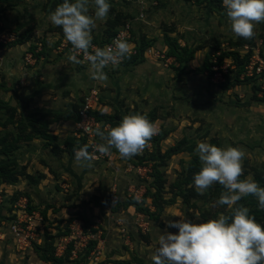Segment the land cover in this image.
Listing matches in <instances>:
<instances>
[{"label":"rangeland","instance_id":"rangeland-1","mask_svg":"<svg viewBox=\"0 0 264 264\" xmlns=\"http://www.w3.org/2000/svg\"><path fill=\"white\" fill-rule=\"evenodd\" d=\"M13 1L0 0V35L11 33L10 41L25 39L12 46L7 45L8 40H0V99L6 103L0 104V122L13 114L12 122L0 125V164L3 160L20 174L28 165L44 170L37 191L30 189L31 180L18 191L43 215L44 228L56 221L53 228L59 233L70 231V225L90 232L95 229V236L104 241L97 264H153L151 255L159 235L178 232L167 228L162 217L176 220L178 215L200 223L227 210V206L216 205L224 191L218 183L204 195L195 190V196L183 197L193 178L186 179L188 161L193 155L199 161L198 142L239 148L245 153L242 167L246 178H252V169L264 177V89L260 87L264 83L248 79L223 90L218 78L195 70L204 60L213 62L222 53L245 56L253 49L264 53V22L255 24L254 38L246 40L231 31L222 0H106L110 11L105 21H97L93 40H104L120 23L128 22L133 37L152 45L151 50H163L161 34L168 32L186 51L196 47H207V51L187 63L191 67L179 81L170 66L159 62L163 59L148 51L145 56L157 64L154 74L135 71L122 62L114 71L104 69L107 81H96L90 79L89 63L74 64L68 61L69 55L52 52L53 44L64 34L48 16L63 0ZM94 12L89 0L88 14L94 16ZM39 43L44 46L41 58L28 62L26 53L37 55L30 47ZM224 63L234 65L231 56L221 65ZM132 72L136 79H131ZM89 88L98 91V109L116 115L119 123L130 114H145L147 119L155 116L152 123L158 133L141 154L123 159L113 148L108 155L97 154L91 168L81 167L75 161L71 118L49 126L56 142L67 147L59 153L33 130L29 121L33 112L54 111L73 118L74 106ZM31 118L38 119L37 115ZM103 126L100 124L101 130H105ZM96 143H102L97 135ZM115 196L117 202L111 207ZM51 207L63 208V215H51ZM137 213L149 214L143 229ZM263 221L257 218L258 223Z\"/></svg>","mask_w":264,"mask_h":264},{"label":"clouds","instance_id":"clouds-1","mask_svg":"<svg viewBox=\"0 0 264 264\" xmlns=\"http://www.w3.org/2000/svg\"><path fill=\"white\" fill-rule=\"evenodd\" d=\"M92 3L94 16L88 14L89 0H63L49 14L48 20L62 29L66 41L72 45L68 61L80 64L77 56L82 53L90 64V79L107 81L104 69L129 59L133 49L120 37L114 38L112 45L104 48L93 45L92 32L97 21L107 19L111 6L106 0H92ZM222 4L234 35L253 39L255 24L264 22V0H222ZM90 130L84 127L85 132ZM157 133L158 128L145 116L126 115L116 127L101 130L97 126L95 134L102 143L74 148L75 161L81 167L91 168L97 158L94 153L108 155L113 148L121 158L130 159L141 154ZM196 154L201 168L193 175L189 187L194 186L199 195H204L218 183L224 191L216 205L227 206L228 212L200 223L178 215L176 220L162 217L167 228L178 229V232L164 231L159 235L158 246L151 255L153 264H264V226L249 215V208L237 206L242 198L251 195L258 201V209L264 210V187L254 180L240 179L245 153L237 147L220 148L198 142ZM116 202L115 196L111 207Z\"/></svg>","mask_w":264,"mask_h":264},{"label":"trees","instance_id":"trees-1","mask_svg":"<svg viewBox=\"0 0 264 264\" xmlns=\"http://www.w3.org/2000/svg\"><path fill=\"white\" fill-rule=\"evenodd\" d=\"M4 2L9 3L11 0H3ZM17 0H14L12 4H14V2ZM124 22L120 23L117 27H119L121 24H123ZM116 27V28H117ZM115 28V30H116ZM114 30V32H115ZM112 32L110 35H108L104 40H100V41H106L108 40V38L114 33ZM133 36V35H132ZM25 38H17L16 40H12L9 41V43L7 45H15V44H20L24 41ZM134 42L136 45V52L133 53L131 55V57L129 59H125L122 62L126 65H136L138 63H141L144 60V50L145 48L152 46V45H148L147 42H143V41H138L136 38H134ZM162 40L164 42V44L166 45V50L164 52L165 56L167 57H172L173 58V63L170 65V67L173 69L174 71V78L176 80H180L182 77V74L184 73V68L185 65L188 61H190L193 58V52L194 50L191 49L190 51H186V48L184 47V45H180L179 42L177 41V39H175L174 37L170 36V34L168 32H164L162 34ZM96 41V40H93ZM34 47L31 46L30 50H33ZM262 52H260L261 54ZM251 54L250 52H247V54L245 56L239 55L237 53H234V55H231L230 53H222L220 54V56L216 57L215 59V63L217 64H221L224 59L228 56H231V61L234 63V67L233 68H229L227 70V72L223 73V80L219 82V87L223 90H226L228 88H232L236 85H238L239 83H241V81H246V80H242L239 78V73L242 71L243 69V65L247 62V59L249 57V55ZM264 57V53L261 54ZM121 62V63H122ZM213 64V62H206L205 60L202 62L201 65H199L195 70L197 72H206L209 73V75H211L213 73L212 69H211V65ZM116 68V67H115ZM113 69V68H112ZM256 80H258L257 77ZM254 78H250V80L254 79ZM248 80V79H247ZM264 92V91H263ZM83 98V96H82ZM81 100L78 102L77 106H74V117H68V116H63L62 113H58V112H54V111H37V112H33V114H31V117H35L37 115L38 119H34L29 117V121H31V126L33 128V130L38 131L40 137L42 139H44L46 141L47 144L50 145L51 150L54 153H59L62 152V149L66 150L67 147L64 145V148L60 146V144H58L56 142V137L54 134H51L50 130H49V126L51 123L62 120V119H70L73 121V123H75V120H77L78 118V108L81 106ZM0 104H5V101L0 99ZM91 113L96 120L100 121L101 123H107L110 124V127H115V124H119L118 120H116V115H108V114H104L102 111L100 110H93ZM143 116H145V114H142ZM13 114L11 113L9 118L6 119L3 122H0V125L2 124L3 126L7 123H10L13 121L12 119ZM146 117V116H145ZM34 119V120H33ZM155 119L154 115H151V117L148 119L150 122H152ZM22 123V120H20ZM37 124L38 129L36 128L35 124ZM161 138H164L161 137ZM72 146H74V148H80L83 145L86 144L85 142V138H76L73 134H72ZM52 141V142H51ZM76 141V142H75ZM66 143H70L68 140ZM172 149L170 148V150H168L166 152V155H170L172 154ZM4 150V148H3ZM90 151V148H89ZM169 157V156H168ZM201 168V164L197 159L196 155H193L191 157V159L188 161L187 164V171H186V175L187 178L189 179V177H191L192 175H194L196 172H198ZM19 173L17 172V170L10 168V166L6 163L3 162L0 164V182H7L10 183L12 181H14L17 178V175ZM246 170L243 171V175L240 177V179L244 180V179H251L254 180L256 183H258L259 186L264 187V177L262 172L257 171L256 169H252L251 175L252 178H246ZM30 179H32V176H29ZM160 187V186H159ZM158 189V188H157ZM188 194L187 195H183L184 198H186V196H195L196 192L195 189L193 187H188ZM21 195V192H14L11 197L9 198L10 200V204L17 199V197ZM30 205V201L28 199L27 201V206L28 209H34L33 206H29ZM245 206L247 208H249V215L254 216L256 221L257 218H264V210H259L257 205H258V201L251 195L242 198L239 202L237 206ZM132 206V205H131ZM133 207H135L133 205ZM136 209V207H135ZM228 210H226L225 214H227ZM147 218L149 216L148 213H144ZM9 218H11V216H9ZM262 226H264V221L263 224H261ZM84 231H88L85 230ZM91 232H96V230H92ZM69 230H67L66 232H62L59 233L58 231L55 233H51L50 231H48L46 228H44L43 234H42V242L41 243H35L33 242L31 244V246L33 247V250L35 251V253L38 255V257L46 262H49V264H78L81 260H83L84 258H86L87 255V251L92 248V246L95 244V240H90L88 243V246L86 248V252L79 258H74L71 259L70 256V249H71V244H67L63 253L61 255H56L55 254V241L56 239L64 234H68ZM84 262L86 263L87 260Z\"/></svg>","mask_w":264,"mask_h":264},{"label":"built area","instance_id":"built-area-1","mask_svg":"<svg viewBox=\"0 0 264 264\" xmlns=\"http://www.w3.org/2000/svg\"><path fill=\"white\" fill-rule=\"evenodd\" d=\"M142 15V14H141ZM120 37L126 40L130 47L133 49V53L136 52V45L131 33V28L128 22H124L119 27L116 28L115 32L108 38L106 41H93L92 43L96 47L104 48L105 46L112 45L114 38ZM12 39V34L9 33L5 36L0 35L1 41H10ZM42 45L40 43L34 47L33 51L37 52V55H34L32 51L26 53V60L28 62H34L36 57L41 58L40 51H42ZM91 51V50H90ZM153 54L156 57L163 59L164 62H168L170 57L165 56L163 50H151V46L147 47L144 50L146 52ZM52 52L55 54H72V45L70 42L66 41L65 37L59 38L52 46ZM77 58L82 63L87 62L83 54H78ZM118 66V65H117ZM115 66V67H117ZM112 65H109L106 68L112 69L115 68ZM233 68L234 65L227 64H217L213 61L211 69L213 71V79L218 78L219 81L223 80V73L227 70ZM257 77L258 80H262L264 83V57L260 54L258 50H251L247 62L243 65L242 71L239 73V78L242 80H247L250 78ZM261 89H264L263 85H260ZM98 101V91L94 88H89L84 94L81 106L78 108V118L74 123V132L73 135L76 138H85V142L88 145L96 144V134L95 128L102 124L100 121L96 120L95 117L89 113L93 110H99L97 106ZM104 129H106L107 123L104 124ZM84 127H88L91 130L89 132L84 131ZM90 148V152L92 148ZM97 153H94L97 156ZM28 199L25 195L21 194L11 203L12 211L10 212L11 218L8 220V232L11 235V238L14 242V247L18 251L24 250L26 247L31 246L33 242L41 243L42 234L44 231V218L43 215L36 209H28L27 206ZM136 220L139 227L145 228L147 225V216L144 213H137ZM70 231L68 234L59 236L55 241V254L61 255L67 244H71L70 249V258H79L85 252L90 240H95V244L87 251L86 260L87 262L80 261L78 264H97L98 258L103 252V243L104 241L99 237L95 236V232L84 231V229L79 225L69 226ZM123 230V228L121 229ZM58 240V241H57Z\"/></svg>","mask_w":264,"mask_h":264},{"label":"crops","instance_id":"crops-1","mask_svg":"<svg viewBox=\"0 0 264 264\" xmlns=\"http://www.w3.org/2000/svg\"><path fill=\"white\" fill-rule=\"evenodd\" d=\"M162 44L164 46L163 50L165 51L166 45L164 44V42H162ZM193 50H194L193 58L190 61H192L197 56V53L200 54V53H202V51H205L204 52V54H205L207 51V47H196ZM149 58H151V57L145 56L144 60L141 63H138V64L133 65V66L132 65H127V66H129L130 69L134 68L135 71L139 70V69H142V70L144 69V71H148V72H151L152 74H154V72H155L154 68L157 67V64H155L153 62L151 63L148 60ZM169 60H170L169 62L172 64L173 58L171 56H170ZM190 61H188L187 63L189 64ZM159 62H163L164 67H168L171 65L170 63H169L170 65H169L167 62H164V61L159 60ZM187 63L185 65L184 72L187 71L188 67H191V66H188ZM115 69L116 68H114L113 70H110V71H114ZM169 70H171L173 72V69L171 67H169ZM130 75H131V79H136L134 72L130 73ZM173 77H174V73H173ZM146 81H147V79H146ZM60 146L62 147V145H60ZM1 163H3V160H1ZM44 174L45 173H44L43 169H33L30 165H28L26 167L25 173H22V174L19 173L17 175V178L14 181H12L10 183L0 182V215L3 216V220L0 221V264H49V262L43 261L38 257V255L33 250L32 246H28L22 251L16 250L14 245H13L14 242H13L12 238H10V236H9L8 228H7L8 221H6L9 219L10 212L12 211L9 198L11 197L13 192H15L16 190L20 191L21 188L25 187V184H26V186H28L27 180H29V181L31 180L30 184H32L31 186H33V187H30V189H32L34 192L37 191L36 185H39V180ZM29 176H32L33 178L30 179ZM110 183H111L112 188L116 187L115 182L112 183V180H111ZM33 191H31V192H33ZM11 192H12V194L10 195ZM9 195H10V197H9ZM65 199H68V198L66 197ZM51 208H53V207H51ZM48 212L51 215L58 213L60 216L61 214L63 215V208H60L59 210L53 208V210H51V211L48 210ZM55 223H56V221H54L52 223V225L55 226ZM2 224H3V226H2ZM5 224H6V227H5ZM53 226L47 227V230L50 231L51 233L56 232V229L53 228ZM24 256H25V258H24Z\"/></svg>","mask_w":264,"mask_h":264}]
</instances>
